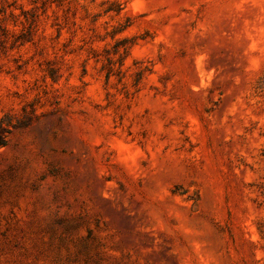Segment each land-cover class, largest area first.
<instances>
[{"label":"rangeland","instance_id":"rangeland-1","mask_svg":"<svg viewBox=\"0 0 264 264\" xmlns=\"http://www.w3.org/2000/svg\"><path fill=\"white\" fill-rule=\"evenodd\" d=\"M0 264H264V0H0Z\"/></svg>","mask_w":264,"mask_h":264},{"label":"trees","instance_id":"trees-1","mask_svg":"<svg viewBox=\"0 0 264 264\" xmlns=\"http://www.w3.org/2000/svg\"><path fill=\"white\" fill-rule=\"evenodd\" d=\"M11 128L12 123L6 122L4 118L0 119V148L7 144Z\"/></svg>","mask_w":264,"mask_h":264}]
</instances>
